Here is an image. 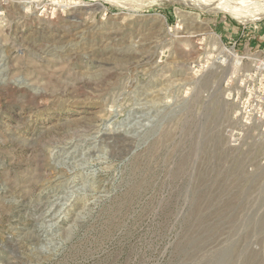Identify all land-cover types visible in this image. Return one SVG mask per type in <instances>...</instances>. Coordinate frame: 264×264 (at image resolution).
<instances>
[{"label":"rangeland","instance_id":"1","mask_svg":"<svg viewBox=\"0 0 264 264\" xmlns=\"http://www.w3.org/2000/svg\"><path fill=\"white\" fill-rule=\"evenodd\" d=\"M0 264H264V17L0 0Z\"/></svg>","mask_w":264,"mask_h":264},{"label":"bare ground","instance_id":"2","mask_svg":"<svg viewBox=\"0 0 264 264\" xmlns=\"http://www.w3.org/2000/svg\"><path fill=\"white\" fill-rule=\"evenodd\" d=\"M174 1H178V0H174ZM181 1L189 3L190 5L199 9H204V10L206 9L208 12H214L217 10L223 11L243 22L254 21L264 17V0H181ZM250 7L254 9H251Z\"/></svg>","mask_w":264,"mask_h":264}]
</instances>
